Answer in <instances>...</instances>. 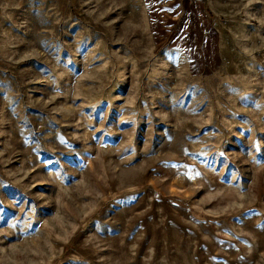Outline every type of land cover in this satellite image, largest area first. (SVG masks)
Wrapping results in <instances>:
<instances>
[{
    "label": "rangeland",
    "instance_id": "rangeland-1",
    "mask_svg": "<svg viewBox=\"0 0 264 264\" xmlns=\"http://www.w3.org/2000/svg\"><path fill=\"white\" fill-rule=\"evenodd\" d=\"M0 264H264V0H0Z\"/></svg>",
    "mask_w": 264,
    "mask_h": 264
}]
</instances>
